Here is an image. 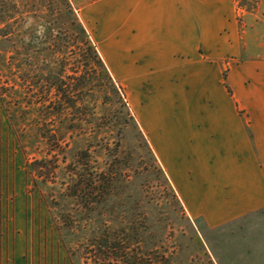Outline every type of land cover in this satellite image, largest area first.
<instances>
[{
  "label": "crops",
  "instance_id": "obj_1",
  "mask_svg": "<svg viewBox=\"0 0 264 264\" xmlns=\"http://www.w3.org/2000/svg\"><path fill=\"white\" fill-rule=\"evenodd\" d=\"M70 2L186 216L215 230L264 210V14L236 0Z\"/></svg>",
  "mask_w": 264,
  "mask_h": 264
},
{
  "label": "trees",
  "instance_id": "obj_2",
  "mask_svg": "<svg viewBox=\"0 0 264 264\" xmlns=\"http://www.w3.org/2000/svg\"><path fill=\"white\" fill-rule=\"evenodd\" d=\"M236 1L250 9V0ZM0 48L24 111L36 112L46 145L47 156L31 161L29 170L36 183H59L58 197L70 207L56 217L63 243L77 234L89 264H172L171 256L145 248V233L134 221L112 226L94 217L121 181L117 156L128 127L179 200L70 0H0Z\"/></svg>",
  "mask_w": 264,
  "mask_h": 264
},
{
  "label": "rangeland",
  "instance_id": "obj_3",
  "mask_svg": "<svg viewBox=\"0 0 264 264\" xmlns=\"http://www.w3.org/2000/svg\"><path fill=\"white\" fill-rule=\"evenodd\" d=\"M249 4L246 11L264 14V0ZM86 27L93 35L92 27ZM20 97L0 50V264H89L77 234L63 243L57 229L56 217L70 209L58 197L59 183H36L29 170L31 161L47 156L46 145L37 133L36 112L24 111ZM105 132L109 140L115 139ZM121 137V181L111 200L94 214L97 221L112 226L134 221L145 233V248L171 256L172 264H264V210L239 223L207 229L201 220L189 219L172 197L136 131L128 127ZM98 161L103 165L104 156Z\"/></svg>",
  "mask_w": 264,
  "mask_h": 264
}]
</instances>
